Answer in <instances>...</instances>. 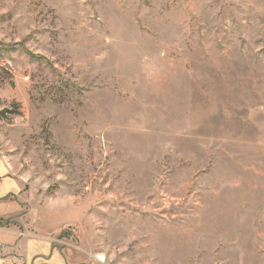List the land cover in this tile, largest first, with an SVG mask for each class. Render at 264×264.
<instances>
[{"label":"rangeland","instance_id":"rangeland-1","mask_svg":"<svg viewBox=\"0 0 264 264\" xmlns=\"http://www.w3.org/2000/svg\"><path fill=\"white\" fill-rule=\"evenodd\" d=\"M0 158L19 237L264 264V0H0Z\"/></svg>","mask_w":264,"mask_h":264},{"label":"crops","instance_id":"crops-1","mask_svg":"<svg viewBox=\"0 0 264 264\" xmlns=\"http://www.w3.org/2000/svg\"><path fill=\"white\" fill-rule=\"evenodd\" d=\"M21 193L20 180L12 175L8 164L0 158V221H15L18 226L0 228V242L10 249L8 263L87 264L82 254L64 247H54L46 238L33 235L19 237L18 232H22L19 228L25 230L27 227L23 217L25 213L21 212Z\"/></svg>","mask_w":264,"mask_h":264}]
</instances>
